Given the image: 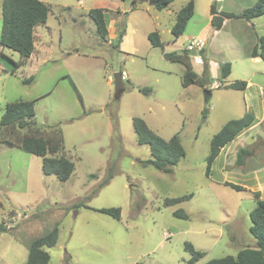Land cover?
Here are the masks:
<instances>
[{"label":"rangeland","instance_id":"374dc122","mask_svg":"<svg viewBox=\"0 0 264 264\" xmlns=\"http://www.w3.org/2000/svg\"><path fill=\"white\" fill-rule=\"evenodd\" d=\"M42 1L51 12L36 31L33 59L13 74L6 57L18 62L20 56L0 48V120L7 103L35 100L40 126L61 124L75 171L65 182L46 176L41 157L0 141V264H24L30 243L56 226L59 237L47 250L49 264H186L187 243L205 253L196 264H206L255 248L250 213L256 207L252 192L264 197V124L252 131L254 143L247 147L253 155L244 166L236 165L237 143L230 145L231 155L225 149L214 161L209 176L207 157L213 136L228 121L249 111L264 117V61L247 55L257 43L255 34L264 35V19L255 26L232 19L220 30L211 25L204 30V52H198L204 66L207 59L219 64L215 70L231 64L227 80L210 77L206 88L184 89V65L165 59L148 35L158 31L165 52L186 50L194 63L187 48L210 24L211 5L239 15L257 0H194L195 15L176 42L171 30L187 0H174L164 10L148 0ZM95 8L107 12L113 45L100 38L89 16ZM123 22L127 32L118 48ZM1 28L0 17V38ZM193 68L202 76L203 66ZM119 72L129 79L117 100ZM213 81L220 87L214 89ZM237 81L251 84L245 91L227 88ZM144 88L152 92L146 95ZM135 117L165 140L180 138L186 156L172 173L143 166L152 156L150 147L137 141ZM22 133L5 129L0 140ZM113 164L114 177L97 193ZM189 195L165 206L167 199ZM108 208H120L121 219L99 211ZM178 211L188 217L176 216Z\"/></svg>","mask_w":264,"mask_h":264},{"label":"trees","instance_id":"16d2710c","mask_svg":"<svg viewBox=\"0 0 264 264\" xmlns=\"http://www.w3.org/2000/svg\"><path fill=\"white\" fill-rule=\"evenodd\" d=\"M143 1V0H142ZM157 10H164L170 6L173 0H148ZM0 17L2 20L0 46L17 52L20 55L18 62L6 57L13 65V74L16 70L28 64L32 54L35 52V29L37 26L47 22L51 12V6L42 0H2L0 7ZM105 10L100 8L91 9L89 15L97 27V32L102 40L108 36V28L104 17ZM195 14L194 0H187L185 5L176 15V21L172 27V35L175 40L180 38L186 29L187 24ZM210 14L212 16L211 25L216 30L222 28L223 22L229 19H244L251 21L264 15V0H257L256 3L244 11L242 14H234L218 11L216 2L211 5ZM125 31L119 33L117 37V47L122 43ZM150 44L154 48H161L165 59L181 63L185 67L182 79L184 89L191 85H199L206 88L209 82V65L206 61L202 76L198 75L191 63L190 56L184 50L167 53L164 51V44L157 31L148 35ZM1 56L4 55L1 53ZM251 58H260L264 61V35L258 39L253 47ZM221 79L226 80L231 74V64L226 62L220 66ZM32 80L29 79L27 82ZM247 87L246 81H237L227 86L229 89L244 91ZM148 95L151 88L140 89ZM207 91V89H206ZM35 100H19L7 103L4 114L0 120V134L5 129L15 127L22 134L19 138L0 140L1 142L16 145L20 149L42 158V170L46 176H55L58 180L67 181L75 171L74 163L67 157L65 148L64 132L61 124L53 126H40L36 121ZM255 121V115L247 112L239 119L228 121L222 129L213 136L210 144V153L207 157V176L210 175L211 166L218 158L223 148L233 142L244 130L251 127ZM133 129L137 135L140 145L150 147L152 159L142 162L143 166L151 165L163 173H172L175 166L186 156L185 149L178 135H174L169 140H165L154 132L147 123L139 118H133ZM253 155L252 148H241L237 152L236 165L242 167L246 159ZM115 164L109 167L107 177L99 185L100 190L114 177ZM236 191H245V187L237 184L225 182L224 184ZM256 201V207L250 213L251 227L250 233L256 239L257 246L246 247L238 252L236 256H226L221 259H213L206 264H264V198L259 191L252 192ZM192 195L181 198L167 199L165 206H171L182 200L191 198ZM84 206V205H78ZM102 213L111 215L117 220L121 219L120 208H108L99 210ZM180 218L188 216L182 211L175 213ZM59 237L58 226L52 230L44 232L40 237L33 240L29 245V254L24 264H49L51 256L47 251L56 246ZM186 251L190 253V259L186 264H196L205 253L196 250L191 244H186ZM142 264V263H137Z\"/></svg>","mask_w":264,"mask_h":264},{"label":"crops","instance_id":"0c3cea01","mask_svg":"<svg viewBox=\"0 0 264 264\" xmlns=\"http://www.w3.org/2000/svg\"><path fill=\"white\" fill-rule=\"evenodd\" d=\"M174 1V0H173ZM217 1V0H216ZM1 2H2V0H0V7H1ZM195 2V1H194ZM151 4V3H150ZM172 4V3H171ZM170 4V5H171ZM152 5V4H151ZM153 6V5H152ZM154 7V6H153ZM170 7V6H169ZM168 7V8H169ZM155 8V7H154ZM168 8H166V9H168ZM136 9V7L135 8H133V10H135ZM156 9V8H155ZM217 9H218V11H222L221 9H219V7H217ZM0 13H1V11H0ZM195 15V14H194ZM90 16V15H89ZM210 16H211V14H210ZM104 17H105V22H106V25H107V28H108V36H107V39L106 40H104V41H107L108 39H109V44H111V45H113V43H111L110 41L114 38V36L115 35H111L110 33H111V30H110V28H109V22L107 21V12H105L104 13ZM91 18V17H90ZM92 19V18H91ZM193 19V18H192ZM211 19H212V16L210 17V24L209 25H207L204 29H202L199 33H198V37H192L191 39H193V38H195V39H197L198 41H201V42H204V47H205V37H206V34H205V29H206V32H208L209 31V29H210V25H211ZM262 19H264V15L263 16H261V17H258V18H255V19H253V20H251V21H247V20H245V21H247V24L248 25H251V26H255V23H257V22H259V21H261ZM229 20H232V19H229ZM229 20H225L224 22H223V25H222V27L223 26H225V25H227V23H228V21ZM176 21V20H175ZM113 23V22H112ZM112 23H110V24H112ZM124 23V25H125V27H122V24ZM122 24H120L119 25V28H121V29H119V33L120 32H122L123 30L125 31V35H126V32H127V26H126V22H123ZM43 25H46V23L45 24H43ZM212 26V25H211ZM38 30V26L36 27V29H35V51H36V49H37V43H36V31ZM158 32V31H157ZM119 33H118V35H119ZM159 33V32H158ZM172 33V32H171ZM185 33V32H184ZM125 35H124V37H125ZM160 35V34H159ZM256 35V42H258V39L261 37V36H263V35H257V34H255ZM124 37H123V39H124ZM112 38V39H111ZM161 38V37H160ZM123 39H122V42H123ZM179 39V38H178ZM177 39V40H178ZM177 40H175V42L177 41ZM162 41V40H161ZM257 44V43H256ZM255 44V45H256ZM121 45V44H120ZM254 45V46H255ZM253 46V47H254ZM120 47V46H119ZM118 47V48H119ZM204 47H203V49L201 50V51H198V52H204ZM253 47L252 48H249V50H248V52H247V55H249L250 56V53H251V51H252V49H253ZM0 48H1V46H0ZM7 49V48H6ZM188 49V48H187ZM10 50V49H9ZM12 51V50H11ZM195 52V51H194ZM198 52H196V54L198 55ZM15 53H17V52H15ZM35 53V52H34ZM34 53L32 54V56H31V58H30V60L29 61H31L32 59H33V56H34ZM191 53V52H190ZM0 55H1V53H0ZM20 56V55H19ZM198 56H200V55H198ZM206 60V59H205ZM208 61H207V63H208V65H209V78L211 77V79L212 78H217V77H220L221 78V73H220V69H218V70H215V68L216 67H219V64L218 63H216V62H213V61H211L210 59H207ZM192 61V60H191ZM204 61V60H203ZM29 63V62H28ZM194 63H195V61H194ZM194 63H193V61H192V64H193V67H194ZM196 65V64H195ZM197 66H203V68H202V74H203V70H204V65H197ZM194 70H195V68H194ZM195 72L199 75V73L195 70ZM123 74V80H128L129 79V77H128V75H127V73L126 72H123L122 73ZM228 79V78H227ZM226 79V80H227ZM109 82H111V80H109ZM211 81H207V84H209ZM213 83H214V81H213ZM249 84H251V83H247V87H248V85ZM192 86V85H191ZM190 87V86H189ZM188 87V88H189ZM247 87H246V89H247ZM187 89V88H186ZM210 89H211V87H210ZM245 89V90H246ZM244 90V91H245ZM262 124H264V117H262L260 120L257 118V117H255V121H254V123L251 125V127L250 128H248V129H246V130H244V131H242L238 136H237V138L233 141V142H231L230 144H228L225 148H223L222 149V151H221V153H223V151H225V149H226V151H227V153H228V156L229 155H231V152H232V150H233V148H229L230 147V145L231 144H233V143H237V149H241V148H245V147H247L248 145H252L253 143H254V135H253V133H252V131H254V130H256V129H258L259 127H261L262 126ZM148 125V124H147ZM259 135L258 136V138H263L262 136H264V135H262L261 136V134L260 133H256V135ZM249 136V137H248ZM248 137V138H247ZM249 140V141H248ZM237 151V150H236ZM221 153H220V155H221ZM226 153V154H227ZM219 155V156H220ZM218 156V157H219ZM244 187V186H243ZM260 192V191H259ZM261 193V192H260ZM262 194V193H261ZM261 197L262 198H264L263 197V195H261Z\"/></svg>","mask_w":264,"mask_h":264},{"label":"water","instance_id":"95a60500","mask_svg":"<svg viewBox=\"0 0 264 264\" xmlns=\"http://www.w3.org/2000/svg\"><path fill=\"white\" fill-rule=\"evenodd\" d=\"M180 54L183 53V51H179ZM196 54V52H191V56H194ZM114 85H115V98L117 100H119L123 94V92L125 91V83H124V80H123V75L122 73H116L114 75ZM206 94L208 96H211V91L207 90L205 91Z\"/></svg>","mask_w":264,"mask_h":264},{"label":"built area","instance_id":"2783aa9c","mask_svg":"<svg viewBox=\"0 0 264 264\" xmlns=\"http://www.w3.org/2000/svg\"><path fill=\"white\" fill-rule=\"evenodd\" d=\"M203 47H204V42L198 41L197 39L193 38L191 40V43L188 46V51H190V52H193V51L198 52V51H201L203 49ZM193 58H194V61H195L196 65H204L203 59L200 56H198L197 54H195ZM212 87L214 89L218 88V87H220V84L214 82L212 84Z\"/></svg>","mask_w":264,"mask_h":264}]
</instances>
